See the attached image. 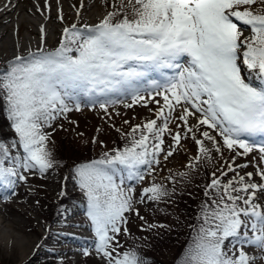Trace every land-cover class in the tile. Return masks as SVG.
<instances>
[{"label": "snow or ice", "instance_id": "1", "mask_svg": "<svg viewBox=\"0 0 264 264\" xmlns=\"http://www.w3.org/2000/svg\"><path fill=\"white\" fill-rule=\"evenodd\" d=\"M110 7L96 23L63 27L52 50L42 25L39 46L0 69V102L11 133V139L0 140V204L16 200L19 187L32 178L47 179L66 168L57 222L74 226L64 204L71 181L86 201L95 241L82 255H94L100 264H154L144 251L147 243L126 248L121 238L131 236L129 216L144 221L136 205L173 196L176 177H165L169 188L154 173L162 170V159L180 154L182 141L191 140L197 152L179 177L208 167L214 154L223 166L203 186L205 199L180 264H255L245 246L264 251V0H113ZM57 19L64 22L62 10ZM126 99L131 103L125 108L157 105L149 109L155 119L127 133L116 128L123 147L86 162L62 163L52 139L57 122L86 106L107 114ZM92 143L104 147L102 141ZM253 162L254 170L244 171ZM129 181L149 183L137 198ZM35 192L29 185V193ZM167 227L147 224L141 230ZM45 230L37 251L51 238L50 226Z\"/></svg>", "mask_w": 264, "mask_h": 264}, {"label": "rangeland", "instance_id": "2", "mask_svg": "<svg viewBox=\"0 0 264 264\" xmlns=\"http://www.w3.org/2000/svg\"><path fill=\"white\" fill-rule=\"evenodd\" d=\"M71 1L77 3L78 0L66 1L68 4L67 8L71 13L68 12V16L66 15L64 22L61 23L57 18L52 22L57 27L47 42L48 50H52L58 46L63 27L66 24L72 23L74 20ZM112 2L113 0H87L78 24L98 22L107 11L112 10L110 7ZM116 2L118 3L119 0H116ZM95 3H98V6L95 7ZM18 10H21L20 6ZM19 12L21 18L25 16L26 18L36 19L34 15H29L26 11ZM37 16L39 22L41 17L39 15ZM19 18H17L18 21H20ZM38 22L36 24L37 30ZM10 25L11 23L0 25V32H3L6 27L9 28ZM20 27L18 26L17 32H13L10 29L0 38V69L6 66V62L15 55L27 54L29 49L33 50L38 47V35H33L28 27L22 30ZM23 36H25L26 40H33L32 44L21 46L20 43H17L14 45L12 41L10 48L6 49L1 47L5 39L10 38L21 41ZM246 73L245 71L244 75ZM157 99L160 98L157 97ZM120 105L121 103L118 101L115 106L109 107L107 114L100 110L98 106L95 109L86 106L79 112L73 111L68 114L70 118L67 122L61 120L63 121V128H60L59 125L61 124L57 122V130L52 134V139L55 142V150L56 152L58 151V158L60 156L63 157L64 163L68 164L72 161L79 162L80 159L87 158L88 147L96 146L100 151H105L113 147H122L124 139L121 133L115 130L116 128H120L122 133H127L131 130H129V127L133 124H143L149 119H155L154 112L149 111L150 108L153 110L157 108L155 104H151L148 107L139 106L132 108H125L124 105ZM0 109L1 117L4 112L2 102H0ZM124 121H128L129 123L125 124ZM175 123L173 121L170 125L174 130ZM4 129L6 131L9 130L8 125L6 127L3 126L1 130ZM94 139L102 141L104 147L100 144L92 143ZM170 143L171 140L166 137V146ZM196 152V146L191 140L182 141L180 154L174 155L167 162H164L162 159V170L157 169L154 173L157 180L165 183L169 187H173L172 183L168 182L165 177L169 176V174L175 176L176 190L191 184H196L195 182H199L202 185L207 183L211 173L223 166V162L218 155L214 154V158L209 162L208 167L201 166L199 170L194 169L188 179L178 176V173L187 171L186 165L190 157L196 155ZM224 156L230 159V154L227 151L224 152ZM69 157H71V160ZM249 159L251 160V157ZM239 161H243V159L237 162ZM254 167L255 163L253 162L244 171H253ZM57 173L58 175L54 174L47 179L32 178L29 185L36 189L34 195L29 193V185H22L19 187V196L16 200L0 204V264H30V262L31 264H47L48 262H51V264H100L98 258L94 255L88 258L82 255L83 249L94 248L95 241L90 225L86 220V201L82 199L80 193L76 191L71 181L67 184L69 196L65 199L64 204L71 209L72 220L70 223L74 226L66 227L63 223L57 222L59 220V217L56 216L57 194L60 190L59 180L60 177L67 175V169H58ZM257 182H259L258 177ZM148 183L149 181H146L143 185H137L135 183L131 186L135 187V196L137 198L140 194L141 187L148 186ZM70 194L72 195L70 196ZM178 194L181 193L178 192ZM73 196L75 201H69L72 200L71 198ZM36 200L40 202L39 210L34 208V201ZM172 204V200L168 199L161 203L150 202L136 205V207H138L140 216L144 217V221H147V224H164L168 228H173V225L176 224L174 220L177 217V209ZM144 221H141L135 216H129L128 227L131 236L121 238L126 248L138 246L137 242L140 240L142 241L141 244H145L150 239L144 233L146 232L148 234V231L141 230L142 228H147V224ZM49 226L51 229V238L48 239L47 244L42 249L37 251L35 246L38 243H44L42 237L48 235L45 229ZM2 233H5V235H2L3 237L1 236ZM8 233L10 234L9 239L7 236ZM88 237H90V240L86 242ZM144 237L147 238L146 241L143 240ZM158 245L161 246V244ZM157 250L155 253L157 257L152 258L154 264H174L176 258L172 249L164 246ZM245 251L250 257L255 259V264H264V251L248 246H245Z\"/></svg>", "mask_w": 264, "mask_h": 264}, {"label": "trees", "instance_id": "3", "mask_svg": "<svg viewBox=\"0 0 264 264\" xmlns=\"http://www.w3.org/2000/svg\"><path fill=\"white\" fill-rule=\"evenodd\" d=\"M3 105L4 112L0 117V128L2 125L8 122L6 104L3 103ZM9 136V133L0 131V140L7 141L9 140ZM87 151L88 157H85V159L82 160L80 159L79 162H86L90 159L98 158L102 152L96 146L88 147ZM60 158L62 160V163H64V158L61 156ZM195 183L196 184H191L175 190V193L170 198L173 203L172 205H174L177 209V217H175L174 220L176 224L173 225V228L167 227L164 230L157 228L153 229L151 232H148V234L144 232L145 235L149 236L150 238H148L149 240L146 242L148 247L144 248V251L151 258L157 257L155 254L156 251H158L157 249H161L164 246L166 248L172 249L173 254L176 258L174 264H180V262L184 258V252L192 236L191 226L196 224V217L199 214L198 207L201 201L205 199V197L203 196L204 185L200 184L199 182ZM178 192L181 194H178ZM141 242V240L138 241L137 245L140 247H144V244H141ZM158 244H161V246Z\"/></svg>", "mask_w": 264, "mask_h": 264}, {"label": "bare ground", "instance_id": "4", "mask_svg": "<svg viewBox=\"0 0 264 264\" xmlns=\"http://www.w3.org/2000/svg\"><path fill=\"white\" fill-rule=\"evenodd\" d=\"M68 0H60L61 6H64L66 8V13L68 16V12H70L67 8V2ZM23 2V3H22ZM73 2V1H72ZM57 3V0H0V25H5L7 23H11L9 28H5L3 32H0V38L3 37L5 33H7L10 29L13 30V32H17L18 26H21V30L28 27L29 31L35 35L38 34V30L36 29V24L38 22L37 18L39 15H45L44 20L42 21V25L47 22V29L45 30L46 33H48V37L50 38L52 36V32L56 31V25H53V21L57 18L55 13H52L53 6ZM47 5H50V10L47 7ZM21 7V10H18V7ZM95 7L98 6V3H95ZM52 7V8H51ZM40 9V11H37V9ZM46 8V9H45ZM19 11H26L29 13V15H34L36 19L26 18L23 16L21 18ZM20 17V18H19ZM17 18L20 19V21L17 20ZM14 22V23H12ZM18 22V23H16ZM38 25H41V22H38ZM54 27V28H53ZM51 31V32H50ZM27 41L25 39V36L22 37L21 41L16 39H5L4 44L1 47L4 48H10L11 43L13 41L14 45L17 43H20L21 46L32 44L33 40L28 39ZM1 218V217H0ZM1 220V219H0ZM1 231V230H0ZM2 235H5V233H2ZM8 239L10 237V234H7ZM3 237V236H2ZM15 238V237H14ZM18 240V239H17Z\"/></svg>", "mask_w": 264, "mask_h": 264}]
</instances>
